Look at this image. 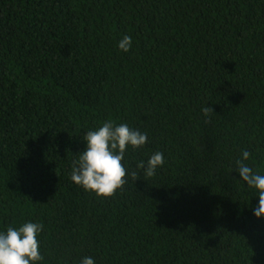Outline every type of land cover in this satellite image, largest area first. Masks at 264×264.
<instances>
[{
  "label": "trees",
  "instance_id": "obj_1",
  "mask_svg": "<svg viewBox=\"0 0 264 264\" xmlns=\"http://www.w3.org/2000/svg\"><path fill=\"white\" fill-rule=\"evenodd\" d=\"M107 120L148 142L103 197L70 173ZM245 149L264 174V0H0V230L42 223L40 264H264Z\"/></svg>",
  "mask_w": 264,
  "mask_h": 264
},
{
  "label": "clouds",
  "instance_id": "obj_2",
  "mask_svg": "<svg viewBox=\"0 0 264 264\" xmlns=\"http://www.w3.org/2000/svg\"><path fill=\"white\" fill-rule=\"evenodd\" d=\"M131 47L132 37L125 34L119 40L118 48L128 52ZM202 111L207 115L209 108ZM84 141L85 149L72 162L70 179L86 191L110 197L126 183L128 171L122 162L128 148L144 146L148 142V133L130 127L127 122L117 124L107 120L88 130ZM251 155L247 149L242 151L241 158L236 161V172L247 188L255 190L258 196V204L252 211L259 219L264 217V174L245 163ZM164 163V153L155 151L147 161H138L137 168L146 176H152ZM131 175L135 177L137 174L133 171ZM43 230L44 225L33 220L0 230V264H40L44 260L39 239ZM79 264H96V260L92 256H84Z\"/></svg>",
  "mask_w": 264,
  "mask_h": 264
}]
</instances>
